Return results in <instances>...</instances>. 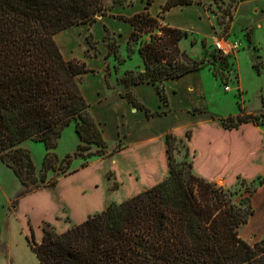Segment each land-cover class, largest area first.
Listing matches in <instances>:
<instances>
[{
	"label": "trees",
	"instance_id": "obj_1",
	"mask_svg": "<svg viewBox=\"0 0 264 264\" xmlns=\"http://www.w3.org/2000/svg\"><path fill=\"white\" fill-rule=\"evenodd\" d=\"M192 1L166 0L163 10ZM104 8L103 0H0V159L29 188L54 183H47L45 170L55 167L53 149L70 121L80 140L75 154L87 158L107 152L106 139L80 88L86 62L64 56L54 36L71 24L92 21ZM119 17L132 25L128 42L140 41L144 64L141 70L125 71L129 82L163 83L205 63L179 46L186 30L161 23L146 7ZM145 33L150 37L143 41ZM159 95L166 99L163 91ZM127 97L147 116L165 111ZM247 121L264 124V111L220 117L224 128ZM186 135L190 138V129ZM27 138L43 141L47 148L39 177L29 149L21 144ZM176 142L188 156L186 140L166 132L165 178L61 231L46 222L41 240L31 242L39 263L264 264V236L251 243L238 232L253 213L249 195L240 192L237 197V190L194 172L190 160H176ZM118 149L120 144L110 153ZM263 182L260 177L258 183Z\"/></svg>",
	"mask_w": 264,
	"mask_h": 264
},
{
	"label": "rangeland",
	"instance_id": "obj_2",
	"mask_svg": "<svg viewBox=\"0 0 264 264\" xmlns=\"http://www.w3.org/2000/svg\"><path fill=\"white\" fill-rule=\"evenodd\" d=\"M204 4L212 19L209 32H187L186 38L179 40V46L189 54L205 59L195 76L182 74L158 84L129 82L124 77L126 70L144 68L138 52L140 41L128 42L127 37L121 42L108 28L96 36L100 22L95 21L102 15L95 14L92 21L78 25V30L55 38L64 55L86 61L88 70L81 74L79 83L91 103L89 111L106 138L107 152L87 158L75 154L80 140L74 121H70L63 126L53 149L58 157L55 167L45 170L47 183L53 184L29 188L0 159V264H40L31 242L41 240L46 222L61 231L110 202L165 178L169 174L165 144L168 131L188 145L185 156L184 146L175 143L176 160H190L194 172L237 190V197L240 192L249 195L253 213L239 225V234L251 243L264 236V182L258 183L260 177L264 179V124L247 121L235 128L220 124V117L235 116L240 111H264V11L256 0H209ZM149 37L147 33L141 36L143 41ZM217 38L225 44L236 41L238 46L222 56L214 47ZM192 78L200 82V89ZM179 81L185 83L184 88L179 89ZM148 86L156 92L146 91L144 98L154 104L157 96V106L152 109H164L162 114H166L159 115L150 126L153 130L165 123L167 126L154 137L134 142L129 138L133 121L124 113L137 107L127 95L148 105L138 92V88ZM158 89L166 99L160 97ZM113 97L117 105L113 110L106 109L110 114L101 117L98 108ZM21 144L29 149L39 177L47 152L44 142L27 138ZM117 144L120 149L110 153ZM95 147L91 145V149ZM154 147L158 152L154 157L159 160L155 168L146 159L150 154L146 152Z\"/></svg>",
	"mask_w": 264,
	"mask_h": 264
},
{
	"label": "crops",
	"instance_id": "obj_3",
	"mask_svg": "<svg viewBox=\"0 0 264 264\" xmlns=\"http://www.w3.org/2000/svg\"><path fill=\"white\" fill-rule=\"evenodd\" d=\"M165 1L166 0H151L150 2H147V0H104L103 4L107 12L102 13L101 14L102 18L95 21V23L98 21L100 22V28L97 29L96 36L101 35V34L103 35V31H105L106 30L105 27H107L108 29H111L113 32H115L119 36V40L123 42L124 39L125 40L127 39L132 29V25L127 20L123 19L122 17H119V15L120 14L131 15L138 10L144 9L145 7L149 10L151 14L157 16L164 23L184 29L189 34H206L207 32H209V29L211 28V24H212V19L208 13L207 6H205L204 4L205 2L209 0H193L192 2H189V3H174L170 5L168 8L163 10V4L165 3ZM256 1H257L256 5H259L262 7L260 11L261 12L264 11V0H256ZM84 23L85 22L78 23V24H71L63 28V30L61 29L58 32H56L54 36L55 38H58L63 33H66L68 31L78 30L80 28L78 27V25L82 26ZM181 40L182 38L180 39V42ZM180 42H179V45L181 44ZM197 73H199V71L198 70L196 71L195 69V70L184 73V75L182 76H186V75L188 76L190 74H192L190 76H195V74ZM193 79L194 78H192V80ZM179 83H180L179 89H182L185 87L184 86L185 83H182V81L181 82L179 81ZM193 83L196 88L200 89L199 81L197 82V80L196 81L193 80ZM171 84H174V83H171ZM179 89L175 93L178 94ZM150 90H154V88L151 86L143 88V90L138 88V92L140 96L148 104L147 106L152 109L157 106V96L154 101V104H151L144 98V95H143V93H145L146 91H150ZM114 99H115L114 97L109 98L107 102H103L102 106L98 108L97 113L101 117H105V115H107L108 113L110 114V112L107 111L106 109L113 110L115 108L114 106L117 104L113 103ZM172 100L173 99H171V102L174 103ZM87 101L89 102L91 106L90 101L89 100ZM116 102H117V99H116ZM142 110L144 111V109L137 107L135 111L130 110L129 113L128 112L124 113L126 118L129 119L130 122L133 121V126L131 129L129 138L131 140H134V142L135 140H138L139 142L145 141L143 139H146V137H154L155 135L160 134V132L165 128V126H167V123H165L164 125L160 126L158 130H153V128H151L150 126L152 121L155 120L159 115H161L159 117H166V114H162L164 113L162 112L159 114L147 116L144 111L145 117L143 118ZM103 137L105 138L104 134H103ZM148 151L150 152H146V153H150V154L146 156V159L149 165L155 168L157 167L159 160L156 158V156L154 157V155L155 153L158 155V152L155 147L152 149H149Z\"/></svg>",
	"mask_w": 264,
	"mask_h": 264
},
{
	"label": "built area",
	"instance_id": "obj_4",
	"mask_svg": "<svg viewBox=\"0 0 264 264\" xmlns=\"http://www.w3.org/2000/svg\"><path fill=\"white\" fill-rule=\"evenodd\" d=\"M238 46V42L230 43V44H225L223 39L217 38L214 41V47L216 50L219 52L220 55L226 56L230 53V51Z\"/></svg>",
	"mask_w": 264,
	"mask_h": 264
},
{
	"label": "water",
	"instance_id": "obj_5",
	"mask_svg": "<svg viewBox=\"0 0 264 264\" xmlns=\"http://www.w3.org/2000/svg\"><path fill=\"white\" fill-rule=\"evenodd\" d=\"M101 14H102L101 11H98V12L96 13L97 16H100Z\"/></svg>",
	"mask_w": 264,
	"mask_h": 264
}]
</instances>
